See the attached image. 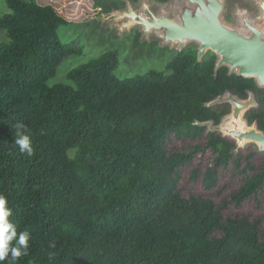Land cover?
Returning a JSON list of instances; mask_svg holds the SVG:
<instances>
[{"label":"trees","instance_id":"16d2710c","mask_svg":"<svg viewBox=\"0 0 264 264\" xmlns=\"http://www.w3.org/2000/svg\"><path fill=\"white\" fill-rule=\"evenodd\" d=\"M4 5L0 194L17 235L30 239L27 255L3 264H264L260 219L226 217V204L178 190L182 168L204 151L211 165L193 170L191 183L211 191L231 166L241 176L230 195L235 207L264 189V163L256 172L251 165L256 152L235 153L234 140L195 125H218L226 111L205 104L219 96L264 94L252 79L226 67L215 75L216 57L197 62L189 47L164 72L120 79L117 51H107L71 69L69 84L48 85L63 59L83 47L61 42L67 22L53 7ZM247 117L264 132V110ZM17 123L26 126L31 156L14 145ZM202 140L188 152L169 149L172 141Z\"/></svg>","mask_w":264,"mask_h":264},{"label":"rangeland","instance_id":"374dc122","mask_svg":"<svg viewBox=\"0 0 264 264\" xmlns=\"http://www.w3.org/2000/svg\"><path fill=\"white\" fill-rule=\"evenodd\" d=\"M39 5H49L59 14L67 25L59 31V38L63 44L74 43L76 46H82L83 50L79 55H72L63 59L59 65L55 77L48 83L69 84L67 80L68 72L100 54L107 51H117L118 68L115 75L120 79L130 78L134 75L144 74L147 71H166V65L175 55V48L159 47V41L151 37L148 42L141 40V31L138 27L131 28L124 36H120V31L115 28L113 23L97 20L102 14H109L113 11L126 10V1L133 6H137L140 0H30ZM174 0H147L150 9L155 14L163 11H171V5ZM248 10L245 16L251 22L264 28L262 22L255 20L256 9L253 8L248 0H225V8L222 14V20L228 22L232 27H240L239 16L241 10ZM236 11V12H235ZM7 12L4 0H0V16ZM235 12V13H234ZM238 18V19H237ZM139 36L136 44V37ZM0 41L7 42L4 33L0 34ZM191 46V45H189ZM196 46L195 44L193 45ZM207 55H213L208 53ZM258 94L253 96L257 101ZM238 98V97H237ZM260 106V104H259ZM259 106L249 108L248 110H260ZM221 109L230 111L229 105H222ZM218 108L217 111L220 109ZM247 110V111H248ZM245 111L241 120L243 119ZM250 127V126H249ZM204 141H172L169 144L171 152H188L194 145L202 146ZM235 153L239 152L246 155L250 152H256L252 159L254 172L258 171L264 163V151H259L254 143H245L238 145L235 142ZM202 148V147H201ZM212 156L206 151L194 156L191 163L181 170V180L178 184V190L184 197L190 195L210 198L216 205L226 204L224 215L226 217L246 216L249 220L260 219V227L264 229V189L255 197L243 203L240 207L230 204V195L235 192L241 184V176L236 174L232 167L219 172L217 187L211 191H205L200 187L199 181L191 183L190 174L193 170L203 172L205 167L211 165Z\"/></svg>","mask_w":264,"mask_h":264},{"label":"water","instance_id":"95a60500","mask_svg":"<svg viewBox=\"0 0 264 264\" xmlns=\"http://www.w3.org/2000/svg\"><path fill=\"white\" fill-rule=\"evenodd\" d=\"M248 1L259 9L255 20L264 24V0ZM224 8L225 0H174L170 13L163 11L155 14L147 0H140L137 6L126 1V10L102 14L97 20L119 23L120 36L139 26L141 40L148 42L155 37L159 40V47L168 46L177 52L188 44H195L197 62H201L207 52L215 55V75L220 68L226 67L228 75L252 79L257 87L264 89V28L249 21L243 12L239 16L240 27L225 24L222 20ZM225 101L232 106L230 117L235 121L233 127L225 125L226 117L218 125L212 122H196L195 125L205 127L210 133L229 137L240 145L254 143L259 151H264V133L257 130L255 124L248 131H242L238 126L242 114L255 106L252 98L241 101L226 93L205 104V107ZM242 123L246 125L243 120Z\"/></svg>","mask_w":264,"mask_h":264},{"label":"clouds","instance_id":"9594fccd","mask_svg":"<svg viewBox=\"0 0 264 264\" xmlns=\"http://www.w3.org/2000/svg\"><path fill=\"white\" fill-rule=\"evenodd\" d=\"M17 129L14 145L18 146L21 153L31 156L33 146L31 138L26 134V126L23 123L15 125ZM7 198L0 194V264L6 259L17 261L20 257L28 254L30 234L20 232L17 235V227L8 219L12 215L11 209L7 207ZM15 241V243H13Z\"/></svg>","mask_w":264,"mask_h":264},{"label":"flooded vegetation","instance_id":"af4514ba","mask_svg":"<svg viewBox=\"0 0 264 264\" xmlns=\"http://www.w3.org/2000/svg\"><path fill=\"white\" fill-rule=\"evenodd\" d=\"M249 3H250V5L253 7V8H255L256 9V11H257V15L256 16H258V14H259V9L257 8V6L253 3V2H250L249 1ZM244 14H248V10L246 9V11L243 9V10H241ZM236 12V11H235ZM234 12V13H235ZM238 19V18H237ZM248 19V18H247ZM249 21H250V19H248ZM223 22L225 23V24H228V22L227 21H225L224 19H223ZM189 45H191V46H189ZM194 44H188L183 50H185V49H188L189 47H191V48H194L195 49V51H196V53H197V46H193ZM182 50V51H183ZM177 52V51H176ZM208 53H211V52H207L206 54H205V56H207V54ZM213 54V53H212ZM214 55V54H213ZM204 56V57H205ZM215 56V55H214ZM255 86H256V88L257 89H259V90H261V91H263V93H264V89H262V88H259V87H257V85L255 84ZM228 93H230V92H228ZM225 94V93H224ZM232 96H234L235 98H237L238 97V100H241V101H244V100H248V98L249 97H251L252 98V100H253V96L254 95H256V94H258L259 96H260V99H259V97L258 96H256L257 97V101H254L255 102V106H259V104H260V106H259V108H260V110H257V111H255V110H248L249 108H252V107H249L246 111V114H245V116H244V120H245V123H246V125L249 127V126H251V125H253V124H255L256 125V128H257V130H259L258 129V125H257V123H258V121L257 120H253L251 123L248 121V117H247V114L249 113V112H251V111H253V112H262L263 110H264V94H262V93H259V92H255V91H246V93H245V95H243V96H236V95H233L232 93H230ZM223 95V94H222ZM240 98V99H239ZM222 105H229L230 106V111H229V113L226 111V110H224V109H221L220 107L222 106ZM255 106H253V107H255ZM206 108H208V109H212V110H214V111H217V109L218 108H220L217 112H220V111H226V114L225 115H223L222 117H221V119L223 118V117H226V116H228L231 112H232V106H231V104L230 103H228V102H222V103H218V104H215V105H212V106H209V107H206ZM221 119H220V121H221ZM210 122H212V121H210ZM213 123V122H212ZM220 123V122H219ZM218 123V124H219ZM214 124V123H213ZM215 125V124H214ZM260 131V130H259ZM262 132V131H261ZM264 133V132H263ZM218 134V133H217ZM221 135V134H220ZM222 136V135H221ZM223 137V136H222ZM224 138H229V137H224Z\"/></svg>","mask_w":264,"mask_h":264},{"label":"bare ground","instance_id":"6f19581e","mask_svg":"<svg viewBox=\"0 0 264 264\" xmlns=\"http://www.w3.org/2000/svg\"><path fill=\"white\" fill-rule=\"evenodd\" d=\"M99 21H106V22H111V23H113V25L115 26V28H117L119 31H120V29H119V23L117 24V23H115V22H113V21H108V20H103V19H101V20H99ZM122 22H124V20L122 21ZM136 27H138L139 29H140V27L139 26H136ZM132 28H135V27H132ZM131 29V28H130ZM155 38V37H154ZM157 40H158V38H156ZM159 41V40H158ZM224 96V95H223ZM238 99V98H237ZM228 103H230V102H228ZM230 115H231V113L228 115V116H226V122H227V124L225 123V125H228V126H231V127H233V125H234V120H233V118L232 117H230ZM229 122V123H228ZM238 126H239V128H240V130H242V131H248V130H251L250 129V127H248L247 125H245V124H243L242 123V120L241 119H239V121H238ZM239 142V141H238ZM238 145H240V143H237Z\"/></svg>","mask_w":264,"mask_h":264}]
</instances>
